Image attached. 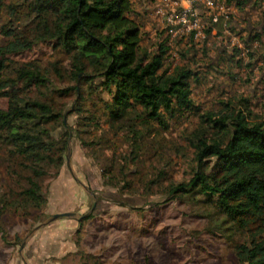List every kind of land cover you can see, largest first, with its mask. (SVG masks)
Returning <instances> with one entry per match:
<instances>
[{
    "label": "rangeland",
    "instance_id": "374dc122",
    "mask_svg": "<svg viewBox=\"0 0 264 264\" xmlns=\"http://www.w3.org/2000/svg\"><path fill=\"white\" fill-rule=\"evenodd\" d=\"M132 2L141 45L153 53L165 39L155 19L156 3ZM237 2L226 1L231 27L226 33L208 34L197 44L168 39L163 69L194 71L192 99L199 110L168 116L166 129L152 123L133 134L109 125L101 113L97 129L72 112L75 95L44 90L57 108L66 107L65 122L75 133L60 169L48 168L39 181L46 201L38 208L36 203L8 205L26 186L29 170L11 148L0 145V264H239L235 247L249 232L235 227L202 195L168 194L171 183L190 179L195 164L190 134L208 124V115L220 117L234 108L264 121V0H248L242 7ZM6 41L0 35V46ZM9 59L18 66L49 67L58 59L66 64V55L42 42ZM54 82L57 88L66 85ZM93 102L98 104L99 96L85 105ZM6 105L0 97V108ZM60 133L58 128L55 136ZM58 213L73 215L53 218ZM255 235L264 238V229Z\"/></svg>",
    "mask_w": 264,
    "mask_h": 264
},
{
    "label": "trees",
    "instance_id": "16d2710c",
    "mask_svg": "<svg viewBox=\"0 0 264 264\" xmlns=\"http://www.w3.org/2000/svg\"><path fill=\"white\" fill-rule=\"evenodd\" d=\"M235 1L242 7L248 0ZM134 14L132 0H0V35L8 39L0 46V97L7 99L0 108V145L11 148L29 170L26 186L8 204L12 208L34 203L38 208L46 201L39 181L48 168L60 169L75 133L65 122L66 107L57 108L44 90L75 95L72 112L97 129L101 113L109 125L130 128L133 134L136 127L150 128L152 123L166 129L168 116L199 110L192 99L194 71L186 66L163 69L169 36L156 20L165 39L149 52L141 45ZM39 42L52 43L66 55V64L58 59L49 67L35 62L13 65L10 55ZM55 80L66 85L54 87ZM93 95L99 102L87 107ZM205 121L208 124L190 134L195 162L190 179L171 183L168 194L202 195L235 227L250 233L236 244L239 264H264V238L255 235L264 229V121L250 120L234 108L220 117L208 115ZM209 129L215 132L209 135Z\"/></svg>",
    "mask_w": 264,
    "mask_h": 264
},
{
    "label": "built area",
    "instance_id": "2783aa9c",
    "mask_svg": "<svg viewBox=\"0 0 264 264\" xmlns=\"http://www.w3.org/2000/svg\"><path fill=\"white\" fill-rule=\"evenodd\" d=\"M155 3V15L172 41L192 37L200 43L206 39L212 24L220 17L228 18L226 0H156Z\"/></svg>",
    "mask_w": 264,
    "mask_h": 264
},
{
    "label": "crops",
    "instance_id": "0c3cea01",
    "mask_svg": "<svg viewBox=\"0 0 264 264\" xmlns=\"http://www.w3.org/2000/svg\"><path fill=\"white\" fill-rule=\"evenodd\" d=\"M227 7H228V10H229V5H227ZM154 15H155V8H154ZM229 16L230 15L228 13V18L220 17L219 21L216 24H212V27L210 29V34H218V32L226 33L227 29H229V27H230V26L227 25V23L229 21ZM155 19L159 22V20H158L156 15H155Z\"/></svg>",
    "mask_w": 264,
    "mask_h": 264
},
{
    "label": "water",
    "instance_id": "95a60500",
    "mask_svg": "<svg viewBox=\"0 0 264 264\" xmlns=\"http://www.w3.org/2000/svg\"><path fill=\"white\" fill-rule=\"evenodd\" d=\"M68 215H73V213H58L56 215H54L53 218L59 217V216H68Z\"/></svg>",
    "mask_w": 264,
    "mask_h": 264
},
{
    "label": "flooded vegetation",
    "instance_id": "af4514ba",
    "mask_svg": "<svg viewBox=\"0 0 264 264\" xmlns=\"http://www.w3.org/2000/svg\"><path fill=\"white\" fill-rule=\"evenodd\" d=\"M95 207V206H94Z\"/></svg>",
    "mask_w": 264,
    "mask_h": 264
}]
</instances>
